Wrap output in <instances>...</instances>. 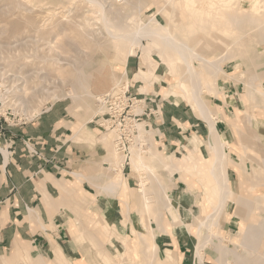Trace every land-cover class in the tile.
<instances>
[{
  "label": "bare ground",
  "instance_id": "obj_1",
  "mask_svg": "<svg viewBox=\"0 0 264 264\" xmlns=\"http://www.w3.org/2000/svg\"><path fill=\"white\" fill-rule=\"evenodd\" d=\"M34 1L35 0H20L19 2H15L17 3L16 6L22 7L23 11L28 12V15H25L26 17L23 19L24 23L29 24L30 27L31 25L38 23L37 28L53 24L55 32L57 33H52L51 40L46 41L47 48L57 56V60H66L68 64L73 67L74 71H70L69 75L72 76L75 72L76 77H78V80L75 79V81L79 82L78 84H80L83 89L88 86H84L85 78L83 77L85 76H83V67L87 62H90L91 64L92 60L88 61L85 56L90 50L85 51L81 48H76L72 41L71 43L76 48V52L73 56H71V52V57L69 56L67 58L64 54H61V46L59 45L58 39L56 40L57 35H64L65 31L69 28L68 26L71 25L73 27H79L78 29L81 28L80 30L83 31L81 34L84 33V35L94 43L93 46L97 48L99 47L100 50L103 49V52L106 50L105 56L108 54V49H113L114 53L112 55L117 61L121 59L125 62L129 55L135 54L137 48L141 50L142 57L148 61L147 57L149 53L153 48H156L159 55L165 60L168 69H170V71L173 72V75L176 76V83L179 84L184 94L188 98L190 97L189 100L193 101L195 109L198 110L199 115L208 125L207 142L208 146L214 150L212 158L206 159V157H203L199 151L192 152L190 150H187V154L183 155L181 158H172L170 155L163 156L157 152L151 144L148 145L146 149H143L141 146L144 143L142 142L143 144L141 145L139 141H149L152 137L151 133L145 129L144 122H140L137 124L138 133L135 140L130 144L128 150L121 152L116 148L113 152L112 158H110V167L107 169H111L112 171H115V173L111 172V174H107L106 172L104 174L99 173L100 175L97 176H87L88 180H96V182H92L95 186H101L104 191L109 193L114 192V190L121 185V192L118 200L121 205L120 210L122 211L123 216L122 223L126 224L129 213L128 209L130 208L128 203L130 196L129 186H127L125 178L120 181V177L123 178L122 167L124 166V162L128 160L131 168L136 169L143 174L139 180V186L135 192H133L134 196L132 200L135 204L134 213L137 215L138 224L144 230L140 231L132 226L130 228V234L133 238L131 239L130 237L117 232V229L108 222L105 221L103 226V224L97 219L98 221L96 220V224L98 223V226L96 227V230L98 234L102 236L103 240H106L110 245H114V241H116L122 246V249L116 248V251L113 254L97 251L103 256V258L100 257L99 260H105H102L105 264H124L129 260L127 257H131L132 260L140 261V264H151V261L156 257L157 249L159 248L154 242L155 236L167 233L172 234V227H175L180 222L176 207L173 205L172 199L168 194V191L171 188L168 187L173 186V180L179 179L187 182L188 187H190L189 189L195 188L196 183L194 182V179L196 178H193L195 173V175H197L196 177H198L197 180L207 191L206 200L210 201L211 199L212 202L213 199H215V202L211 207V213H205V216L198 218L195 228L198 239L193 245L192 264H202L204 248L210 241L209 237L211 235H203L201 232L202 228L204 227L211 233L213 230L211 229V226L217 225V221L220 218H223L226 212V205L229 202L236 204V212H233V217H238L240 219L241 214H238L237 210L240 208L246 210L244 213L246 222L242 224L238 221L236 222V235H238L239 238L235 235H229L228 232H223L222 228L216 229L214 227L216 229H214L216 232L213 233L215 237L219 241L226 240L228 244L231 245V247L223 246L222 242L215 245L216 249L219 251V258L216 259L217 263L231 264L226 259L227 255H231L233 257L232 261L236 264L264 263V245L262 243L264 238V156L262 155L264 154H261L248 140L245 142L243 138L244 134L242 135L243 141L241 140L239 142L240 150L235 151L230 148L227 142L223 141L222 135L214 128V122L217 117L213 113L212 104L205 97L206 94H212L214 96L221 95L224 97L222 90L224 85L222 81H220L225 74L222 68V63L224 61L231 60L235 62V66L240 65L243 54L241 51L244 47H247L249 43L264 42V0H232L227 5L221 6L216 5L215 0H198L197 5L189 4L188 0H172L174 1L173 7L182 10V12H180L185 18L181 19L182 22L179 19L180 22L174 25L168 17L170 16V9H168V12L164 11L166 5L159 9L161 12L164 11L165 24L159 23L153 14L149 15L144 21L141 20L142 17L140 18L138 14V20L141 22L137 23L135 21L137 15L135 14L136 11L134 9H138L142 6L143 1L148 2V0H115V2H119L117 5H113L111 3L112 1L87 0V3L90 2L93 3V5H97L99 12L101 13L100 16L99 14L96 15L100 17L103 24L104 31H102V34H100L101 31L96 30L97 28L94 29V24L89 18L90 14H86L81 10V6H83L81 4L82 1L79 3L77 0H46V2L42 1V5L40 4L41 1L39 3H36L35 1V3L39 4L41 7L35 5ZM170 1L171 0L165 1V4ZM37 6L41 8L40 13L43 14L42 16L40 15V17H38L39 14L37 17H35L34 14L31 15L32 12L36 10L35 8ZM141 9L142 8H140V10ZM125 10H127L128 13L125 12L124 14ZM165 12H167V14H165ZM205 12L206 15L210 14V17H206L204 14ZM211 12L214 15H218L220 18L214 15L211 18ZM96 13H98V11ZM94 18L95 17H93V19ZM97 19L98 18H96V20ZM213 27H223L224 37L223 35H220V37L222 36V38H219L221 39L219 40L220 42H215L219 46H222V49L220 51L214 50L210 52L209 49H211V45L214 44V40L217 36L216 33V35H213L214 33L211 32ZM100 28L102 30V27ZM105 31L106 34L104 35H106V37H103ZM220 32L219 34H221ZM23 38L24 36L21 39L24 40ZM102 38H104V40ZM142 38L147 39V44L142 43ZM75 39H77V37ZM66 41L70 42L69 40ZM215 41H217V39ZM20 42L22 44V41ZM88 46L91 47L89 43L86 47ZM149 71L150 70H148V72ZM246 72L247 71H241L238 76L236 75L239 81L243 82L245 88L243 101L246 105L250 103L248 105L249 107L251 105L254 107L259 104H261L260 106H264V90L261 89L260 82L258 81L260 75L253 73L249 74L247 77L246 75L243 76ZM247 73H250V71ZM138 74L140 73L138 72ZM57 78H60V76ZM72 78L70 77L69 80L67 78L61 79L62 81L67 80V82L69 81L68 83H73L74 80L70 81ZM231 79L233 78H229V80ZM114 80L116 81V79ZM67 82H65V84ZM105 82L107 83V80H105ZM117 82L119 83V80ZM219 82L220 85L223 86H219ZM106 83L103 85H106ZM72 89H74L75 92V88L72 87ZM80 89L82 88L80 87ZM86 90L87 88L84 91ZM74 94L75 93H73L72 97L77 98L78 95ZM87 95L89 94L87 93ZM169 96L172 95L169 94ZM19 97L21 98V95ZM50 97L53 98L52 96ZM27 100L28 99L24 98L21 101L26 102ZM251 101L254 103H251ZM42 104L43 107H45V102ZM28 105L29 104H27V107ZM29 106L30 109L31 105ZM39 108H37V110H33V108L30 109L29 111L31 112L29 114H36L40 110ZM81 130L83 131V128ZM254 136L257 140L255 134ZM249 138L251 139V137ZM246 139L247 138H245V140ZM254 142L256 141L254 140ZM5 151L3 150V154L6 162L7 153ZM230 151L235 153L236 159H232L229 156ZM262 151L261 152L264 153V150ZM148 158L149 160H147ZM246 161L250 163L249 170L246 169ZM252 165L257 166L258 173H255L256 169ZM229 167H233L236 170V181H238V187L240 188L239 191H235V184L231 182L228 174ZM200 169L201 173L197 174L196 170ZM188 170L193 171V174L191 175L192 178L188 177V174L186 173ZM176 171L180 173V177L175 176L174 173ZM161 172H164V174ZM76 174L78 173H75L74 175ZM102 177L106 179V181L103 182V186L97 184V180H101ZM165 179L168 180V185L165 182ZM189 189L186 190V192L189 191ZM205 208V204L202 205V210H205ZM166 215L170 217V220ZM184 215L185 214H183V216ZM190 226L187 227L190 229ZM82 238V235L73 236V243L69 241L72 250L74 244H78ZM92 238H90V240H93ZM90 240L88 239V241ZM93 242L94 241H92V243ZM209 244L211 243L209 242ZM90 245L92 246V244ZM98 245H101V243ZM51 247H53V250L46 252L48 257H50L51 254H54V256L58 255L57 257H63L66 259L65 264L71 263L69 261L71 257L67 256L68 253L64 251L63 247L60 245L57 247L56 244ZM168 247L169 246L164 247L167 252L165 257H168L169 260H174L175 258H172V254ZM20 255L21 251L16 247L10 256V260H25L27 264H44V261H46L43 260L40 254L31 257L30 255L27 256L26 253V257L24 256V258ZM126 258L128 260H126ZM252 258L257 259V261H255V259L252 260ZM0 264H9V261L5 259ZM55 264H64V262L62 263L57 260Z\"/></svg>",
  "mask_w": 264,
  "mask_h": 264
},
{
  "label": "rangeland",
  "instance_id": "obj_2",
  "mask_svg": "<svg viewBox=\"0 0 264 264\" xmlns=\"http://www.w3.org/2000/svg\"><path fill=\"white\" fill-rule=\"evenodd\" d=\"M19 1L0 0V10H2L0 11V46H1L0 75H4L5 73L8 74L7 80H9V83L13 86L12 88H13V95L15 96V100L16 102L19 101L21 106V109L17 111L18 115L15 118H8L10 124H3V127L1 129L0 146L2 150L4 151L6 150L5 152L7 153V161L5 162V156L3 155L4 156L3 157L2 156L3 153L1 154L0 151V171L1 170L5 171V169L10 168V165H14L13 163L15 158L18 156L19 153L20 154L22 153L21 151L18 153L16 149V145H17L15 139L16 136L12 134L10 129L20 128L28 124L34 123L39 117H41V115L43 116L44 114H51V116H56V119L58 118L59 120L60 119L62 120L64 118L65 121L67 122V124H65L66 126H68L69 123L71 122L70 125L72 131L68 132L69 135L64 137L67 141L66 145H69L70 147L75 146L81 149V151L74 152V154L81 156L80 154L81 152H83L84 154L88 153L90 155L87 156L88 157L87 161L85 162L81 161L80 163H78L77 165L78 169L73 168L71 174L67 173V175L69 174L71 175V177L73 175L75 179L73 185L78 192L76 191L77 193L75 194H67V197L65 196V199H63V204H62L63 209L59 214L60 215L59 217L63 221L64 226L67 227L68 229L70 242L73 241L72 240L73 236L82 235V237L84 238V239L82 238V240L79 241L78 244H74V248H73V252H74L73 256L82 257V259L70 258L69 261L71 263L68 264H105L103 262L105 260L103 259H102L103 261L101 259H100L101 261L99 260V258L100 257L103 258V256L100 255L98 252L100 251L102 253L106 252L109 254H113L115 253L116 248L122 249V246L116 241H114V245H110L106 242V240H103L102 236L99 235L96 230V227L98 226V223L96 224V220L98 219L102 224L105 221L108 222L109 224L113 225L115 229H117L116 230L117 232H120L121 234L126 235L131 239L133 238V236L130 234V228L132 226L140 231L144 230L138 224L137 215L134 213L135 204L134 201L132 200L134 196L133 192H135V190L139 186V180L141 178V175L143 174L142 172L131 168L130 164L128 163V160L124 162V166L122 167L123 178L120 177V181L125 178L127 186L129 185L130 198L128 199V203L130 208L128 209L129 220L127 219L126 224H123L122 211L120 210L121 205L118 200L119 194L121 192V185H119L117 189L114 190V192L109 193L107 191H104L101 188V186L97 187L95 186L94 183H92L93 181L96 182V180L93 179L94 177L92 178L93 180L87 179V176H95V175L97 176L100 174H104L106 172L107 174L108 173L111 174V172L115 173V171H112L111 169L108 170L110 167V163H109L110 158H112L113 152L116 149L115 141H114L115 133L113 131L104 130L98 125L94 124L93 122L90 123V121L93 119L94 114L101 108L98 102L96 101V97L108 91L111 87L115 86V83L118 80L119 83H127V84L130 83L133 84L135 81H137L134 89L135 91H141L139 92L142 93L140 95L141 97L143 96V93L146 94L145 99L148 100L147 101L149 104L148 107H151L152 109L150 115L153 117L152 118L153 122H147L145 120V117H143L141 120V122H144L143 123L144 125L147 123L145 129H147V131L151 133L152 138L149 141L140 140L139 143L141 145L143 143L144 144L142 146L141 145L139 146H141L143 149H146V147L151 144L153 145L152 147H154L155 150L160 154H162L163 156L170 155L172 158L175 157L181 158L183 155L187 154V150H190L192 152L199 151L203 157H206V159L212 158L214 154L213 153L214 150L213 148H210L208 146L207 137L205 135L208 133V125L207 122L199 115L198 110L195 109V106L193 105V101L189 100L190 97L188 98L181 90L179 84L176 83V76H174L173 72L170 71V69H168L165 60L162 59L156 48H153L149 53L147 57L148 61H146L142 57L141 50L138 48L136 49L135 54L129 55L126 58L125 62H123L119 58H117L119 59V61H117L115 58H113L112 55L114 53L113 49L111 50L108 49V54H106L105 56L106 53L105 49H104L105 51L103 52L102 51L103 49L100 50L99 47L97 48L93 46L94 43H92V41L88 37H86L84 33L81 34L83 32L80 30L81 28L78 29L79 27L77 28V26L73 27L71 25L68 26L69 27L67 29L68 31L66 30L67 32L65 31L64 35H62L63 37L61 35H57L56 40L58 39L59 45L61 46L60 47V51L62 52L61 54H64L65 57L67 58L71 54H72L71 56L75 54L76 48H81L82 50L85 51L90 50L88 54L85 56L88 61L92 60L91 64L90 62H87V64L84 65L83 67V72H84L83 76H85L83 77L85 78L84 86L86 87L88 85L86 87L88 91L87 90H86L87 92L84 91L86 88L83 89V87L80 84H78L79 82L75 81V79L78 78L76 77V73L74 72L75 75L70 73L72 74V76L69 75L70 71L71 72L74 71L73 67L70 66L66 60L63 59H61L60 61L57 60V56L53 52L49 51L47 48L46 41L51 40L52 38L51 36L53 35L52 33H57L55 32V27L53 26V24L44 25L43 27L37 28L38 23L31 25V27L29 26V24L24 23L23 19L24 17H26L25 15H28V12L23 11L22 7L16 6L17 3L15 2H19ZM35 1L36 3H39L41 1L40 4L42 3V1L46 2V0H35ZM77 1H79V3H81L80 1H82L81 4L83 6H81V10L86 14H90V16L89 15L88 16L90 18V21H92V23L94 24V29L97 28L96 30L101 31L100 34H102L104 28L102 21L100 20L99 17L101 13L99 12L97 5L95 4L93 5V3L90 2L87 3L88 2L87 0H77ZM165 1L167 0H148V2L143 1L142 6L138 8L139 10L134 9L136 13L133 10L134 13L137 15L135 21L137 23L141 22L138 20V14L140 18L142 17L141 18L142 21L146 20V18L149 15L153 14L159 23L165 24V17L163 13L164 11L168 12V9H170V16L168 17L171 19V23L173 25L179 23L181 19H185L183 14L181 13L182 10H180L179 8L175 9L173 7V3L175 0L174 1L171 0L167 4H165ZM215 1H216L215 2L216 5L221 6V5H227L232 0H215ZM106 2H111L113 5L119 4V2L117 1L115 2V0H106ZM197 2L198 0H188V3L191 5H197ZM36 3L35 5L41 7L39 4ZM38 6L35 8L36 10H34L31 15L34 14L35 17H37L38 14H39L38 17H40V15L41 16L43 15L42 13H40L41 8H39ZM162 6H165V9L164 11L161 12L159 9ZM140 8L142 9L140 10ZM97 11L98 13H96ZM125 12L128 13L127 10L124 11V14ZM167 12H165V14H167ZM96 14H99V16ZM204 14L206 15V12ZM213 15L214 14H212L211 12V18L213 17ZM207 16L210 17V14L206 15V17ZM214 16H218V15H214ZM93 17H95L94 18L95 20L93 19ZM96 18L98 19L96 20ZM218 18L220 17L218 16ZM100 27H102V30ZM73 28H77V29H73ZM219 28L220 27L217 28L213 27L211 31L214 33V34L212 33L213 35L217 34V36L219 37L216 36L215 40L217 39V41L214 40V44H212L211 49H209L210 52L214 50L220 51L222 49V46H219L218 44L215 43V42L218 43L220 42L219 40L221 39L219 38H222V36L220 37V35H223L224 37V28L223 27H222L223 29L222 28L219 29ZM219 32L221 34H219ZM78 33L80 36L78 35ZM104 34H106V31L103 33V35ZM23 36H24L23 38L24 40L21 39ZM76 37L77 39H75ZM103 37H106V35H104ZM81 38L84 40H82ZM102 39L104 40V38ZM66 40H69L70 42ZM20 41H22V44ZM141 41L143 44H147V39L142 38ZM65 42L66 43L68 42L69 44L71 42L74 43V46H76V48L73 46L72 43H71L72 45L71 44L69 45L68 43L67 45ZM88 43L89 45H91V47L90 46L86 47ZM241 52L243 54L240 65L235 66V62L231 60H227L222 63V68L225 74L223 77L224 79L222 78L220 79V81H222L223 85L224 86L226 85L227 87L229 86L230 82H234L236 86L238 84H241L240 88L238 89V91H236L235 95L236 96L239 95V97H241L242 99V102L246 105V103L243 101V94L245 88L243 82L239 81L237 76L240 74L241 71H247V72L250 71V73L246 72L247 74L246 73L243 74V76L246 75V77L249 74H253V73L260 75V77L262 78L259 77L258 81L260 82L261 89L264 90V42L262 43L260 41L252 44L249 43V45H247V47H244V49ZM148 70L150 71L148 72ZM138 72L140 74H138ZM68 75L71 78L73 77L70 80V81L74 80L73 83H68L69 81L67 82V80L62 81L61 78L63 79L67 78L69 80L70 77ZM59 76L60 78H57ZM231 77L233 79L229 80V78ZM114 79H116V81ZM105 80H107V83L105 82ZM65 82L67 83L65 84ZM105 83L106 85H103ZM116 84H118V82ZM218 84L219 86H223L220 85V82ZM72 87L75 88V92L74 89H72ZM80 87L83 89V91L82 89H80ZM241 87H243V90L241 89ZM233 91H235V89H233ZM73 93L78 95L77 98L72 97ZM87 93L89 95H87ZM169 94L172 96H169ZM20 95L21 98L19 97ZM48 95L52 96L53 98H51ZM205 97L212 104L214 114L216 110L217 111L221 110V108L217 106V104H219V101L214 99L215 97L221 99V96L206 94ZM228 97L232 99L231 96H227L224 93V98L229 99ZM24 98L28 99L29 101L28 100L26 102L21 101ZM44 102L46 104L45 107H43L42 104ZM224 102L228 103L227 100H224ZM251 103L254 102L251 101ZM27 104L31 105L30 109L33 108V110L34 109L37 110V108L39 107L41 108H39L40 110L36 114L30 115L29 114L31 112L29 111L30 106L28 105L27 107ZM260 105L261 104H259L257 109L254 110L253 114L252 111L251 112L249 111L251 117L257 116L258 114L259 117H264V106H260ZM18 117L22 118V121L19 120L21 121L20 123H18L17 120ZM187 119L190 122L191 121L194 123L196 122L198 125L196 127H189V124L185 122L187 121ZM154 122L155 123L167 122L168 127H170L169 123H174L179 125L178 127L179 129L177 130L178 131L177 136H174L175 138H173L175 139V141L173 140L172 142H170L169 143L170 146L169 145L165 146L161 143L160 140L163 139H159L157 135L159 133V130L155 129ZM182 124L185 125L186 127L188 126V128L182 126ZM82 128L83 131L81 130ZM199 128L204 129V132H202V134L197 131L199 130ZM79 131L80 132L82 131L81 132L82 134ZM222 137H223V141H226L230 148H232L235 151L240 150L239 146L230 145V143L224 138L223 135ZM29 138L30 137H25L21 139V142L24 146V154L26 153L25 156L27 157H31L32 155L36 154V150L30 144ZM5 140L12 143L11 147L5 148L6 147ZM254 146L256 147L257 150H259L261 154H264L262 153L263 152L262 150H264L262 149L264 148L263 147L264 145L261 146L257 145L258 147L256 145ZM232 155L233 154L230 151L229 156L232 159H234L235 155L233 156ZM147 160H149V158ZM252 166L255 167L256 169L255 173H258L259 171L256 168L257 166L256 165H252ZM249 167H250V163L246 161V169L249 170L250 169ZM229 168H228V172L230 178L232 179L231 182L235 184L234 189L235 191L237 190L239 191L240 188L238 187V181H235V175L233 171L229 170ZM233 169L235 170V168ZM84 170L88 171L87 174H83L81 172ZM75 173L78 174L74 175ZM161 173L164 174V172ZM186 173L188 174V177L192 178L191 177V175L193 174L192 170H188ZM196 173L200 174L201 169L196 170ZM63 174H65V172H63ZM174 174L175 176L180 177V173L178 171H176ZM69 175L66 177H69ZM196 176L197 175H195L194 173L193 178H196L194 179V182L196 183L195 188L189 189L190 187H188L187 182L179 179L173 180L172 181L174 182L173 186L168 187L171 188L169 189L168 194L172 199L173 205L176 207L180 222L175 226L176 228L172 227V234L167 233V234H163L162 236L165 237L171 235L173 237H178L181 240V242H183L184 245L183 250L184 249H188V250L186 252V262L182 264H192L193 245L197 242L198 239V236L196 235V231H195L198 218L205 216L206 215L205 213L207 214L211 213V207L212 205H214L215 202V199H213L212 202L211 199L210 201L206 200L207 191L204 188V186H202L199 183V181L197 180L198 177ZM63 179H65V176L63 177ZM105 181L106 179L102 177L101 180H97V184L103 186L104 185L103 182ZM165 182L168 185V180L165 179ZM81 186L84 187L87 191L93 192V194H88V193L85 194L86 191ZM176 186L177 189L173 191L172 189ZM188 189L191 192L189 191L186 192V190ZM172 191L175 193H173ZM45 202H46L45 205H49V199L45 200ZM99 202H101L104 205L103 208H99L98 206ZM204 204L206 208L205 210H202V205ZM234 204L235 203L233 202H229L226 205L225 215L223 216V218H220L217 221V225L215 226L212 225L213 227L211 226V229H213L211 233L209 230L205 229L204 227L202 228L201 232L203 235H209V234L211 235L209 237L210 238L209 242L211 244H209L208 242L206 247L204 248V257L202 264H218L216 259L219 258V251L215 247L216 244H220V242H222L223 246L231 247V245L228 244L226 240L219 241L215 237V235L213 234L216 232L214 231L215 228L216 229L222 228L223 232H228L229 235H235L239 238V236L236 235L237 234L236 222L238 221L241 224L246 222V217L244 215L246 210L244 208H240L237 210L238 214H241L240 219L238 217L237 218L233 217L234 215L233 212L236 210L235 208L236 204L235 205ZM178 206H181L182 208L180 207V209H178ZM183 207L185 209H183ZM22 210L24 211V213L27 214V218H29L32 223L36 224L37 227H39L38 223L41 226L43 225L41 215L36 207H32L31 205L27 204V207L26 208L24 207ZM183 214L185 215L183 216ZM167 218L170 220L169 216H167ZM187 226H190V229ZM90 238H92L93 240H90ZM88 239L90 241H88ZM92 241L94 242L92 243ZM98 241L101 243V245H98L100 244ZM154 242L159 246V248L157 249L156 257L153 259L154 263L153 261H151V264H178L175 252L171 250L170 246L168 248L170 250V253L172 254V258L174 257L175 259L169 260L168 257H165L167 252L163 246L161 247L162 244L161 236L156 235L154 238ZM88 243L92 244V246ZM262 243L264 245V238L262 240ZM58 246L59 245H57V247ZM49 250H53V247H51ZM44 255L47 257L46 253H44ZM57 256L51 254L49 259H47L44 264H55L57 260L61 261L62 263L64 262L65 264L66 259ZM127 258H129V260ZM127 258L126 260L128 261L124 264H133V263L136 264V262L137 264L141 263L138 260H132L131 257H127ZM5 259L9 261V264H15V262L19 261V260L11 261L10 257L4 258L0 256V263ZM226 259L231 264H236L232 261L233 257L231 255H227ZM254 259L255 258H252V260ZM23 261L25 262V260ZM255 261H257V259H255Z\"/></svg>",
  "mask_w": 264,
  "mask_h": 264
},
{
  "label": "crops",
  "instance_id": "obj_3",
  "mask_svg": "<svg viewBox=\"0 0 264 264\" xmlns=\"http://www.w3.org/2000/svg\"><path fill=\"white\" fill-rule=\"evenodd\" d=\"M136 82L129 84L132 92H135L134 87ZM240 86L241 84L236 86L233 82H230L228 87L224 86L223 93L231 96L232 99L229 97V99H225L221 95V99L214 98L219 101L217 106L221 108V110L215 111L217 119L214 122V128L232 146H239L243 134V138H247L246 140L244 139L245 142L248 140L253 145H264V117H259L258 113L257 116H250L249 111H252L253 114L258 105L247 107L242 102L241 97L235 95ZM241 89L243 90V87ZM224 100H227L228 103H225ZM152 118L149 114L145 117V120L153 122ZM60 120L56 119V116H51V114H44L34 123L10 129L12 134L16 136V149L18 153L21 151L23 154H18L14 160V165H10L9 169L0 171L1 257L9 258L15 248L18 247L22 258L26 257V253L27 256L30 255L31 257L43 254L41 255L43 260H47L49 257H46L44 253L56 244L64 248V251L68 253L67 256L74 259H82V257L73 256L74 252L69 245L70 237L68 229L64 226L59 214L63 209L62 204L65 196L67 197V194L78 192L73 185L75 179L73 175L71 177L69 174L72 173L73 168L78 169V163L87 161V156L90 154L81 152V156H79L74 154V152L81 151L80 148L66 145L67 141L64 137L69 135L68 132L72 131L71 122L66 126L67 122L65 119ZM185 122L189 124V127H196L198 125L196 122L188 121V119ZM169 126L167 122H154L155 129L159 130L157 135L159 139H163L160 141L165 146L169 145L173 140L175 141L173 138L177 136V130L179 129V125L174 123H169ZM182 126L185 125L182 124ZM197 131L202 134L204 129L199 128ZM254 134L257 140L254 138ZM205 135L208 137V133ZM25 137L31 138H29V142L36 150V154L31 157L25 156L26 153L24 154V146L21 139ZM231 152L235 155L233 151ZM234 159H236V156ZM229 170L233 171L236 181L237 174L235 170L232 167ZM84 171L81 172L87 174L88 171ZM67 173H69V177H66L68 176ZM64 176L65 179H63ZM82 188L86 191L85 194H93V192L87 191L84 187ZM176 189L177 186L172 190ZM48 199L49 205H45V200ZM27 204L39 210L43 227L39 223V227H37L36 224L27 218V214L22 210L24 207H27ZM98 206L99 208L104 207L101 202L98 203ZM178 209H180V206H178ZM183 209L185 208L183 207ZM159 236H161V247L170 246L171 250L175 252L178 264L185 263L188 249L183 250V242L178 237L171 235L165 237ZM15 264L26 263L18 261Z\"/></svg>",
  "mask_w": 264,
  "mask_h": 264
},
{
  "label": "built area",
  "instance_id": "obj_4",
  "mask_svg": "<svg viewBox=\"0 0 264 264\" xmlns=\"http://www.w3.org/2000/svg\"><path fill=\"white\" fill-rule=\"evenodd\" d=\"M7 77L6 73L0 75V136L3 124H10L8 118H15L18 115L17 111L21 109ZM139 92L141 91L132 92L127 83H118L96 97L101 108L94 114L90 123L93 122L104 130L113 131L115 146L121 152L128 150L138 133L137 124L152 111L151 107H148V100L145 99L146 94L143 93L141 97L142 93ZM17 120L20 123L22 118L18 117ZM146 126L145 124L144 127ZM11 144L5 140V148L11 147ZM0 151L2 154L1 146Z\"/></svg>",
  "mask_w": 264,
  "mask_h": 264
}]
</instances>
